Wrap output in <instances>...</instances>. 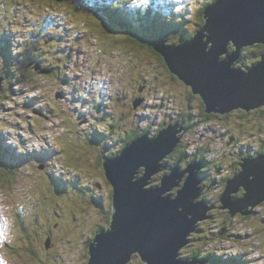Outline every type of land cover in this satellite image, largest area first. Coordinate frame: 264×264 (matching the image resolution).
Instances as JSON below:
<instances>
[{
	"label": "rangeland",
	"instance_id": "374dc122",
	"mask_svg": "<svg viewBox=\"0 0 264 264\" xmlns=\"http://www.w3.org/2000/svg\"><path fill=\"white\" fill-rule=\"evenodd\" d=\"M207 1L0 0L7 44L0 42V161L10 172L0 182V264H86L90 238L111 222L113 188L103 158L118 153L129 131L154 136L163 122L192 125L183 145L210 160L209 193L200 199L221 206L222 180L241 170V158L260 155L263 107L205 117L200 98L189 95L159 52L124 40L163 30L171 44L189 39ZM117 3L122 17L140 9L145 31L109 20L103 5ZM52 48L55 66L43 54ZM228 216L201 221L210 236L204 250L218 264H264V202L251 215ZM128 264H141L140 256Z\"/></svg>",
	"mask_w": 264,
	"mask_h": 264
},
{
	"label": "water",
	"instance_id": "95a60500",
	"mask_svg": "<svg viewBox=\"0 0 264 264\" xmlns=\"http://www.w3.org/2000/svg\"><path fill=\"white\" fill-rule=\"evenodd\" d=\"M167 41L160 36L150 43L169 71L200 95L208 113L264 107V53L249 67L236 64L244 47L264 44V0H215L204 9V23L191 38ZM185 132L182 121L169 123L156 135L146 131L116 156L103 158L113 187L111 222L95 233L86 264H128L134 254L146 264H211L208 257H181L199 223L211 218L216 207L200 199L203 160L190 161L182 171L176 163L159 184L151 185ZM240 165L221 195L220 207L231 216L251 215L264 202V152L242 158ZM240 189L244 193L236 197Z\"/></svg>",
	"mask_w": 264,
	"mask_h": 264
},
{
	"label": "trees",
	"instance_id": "16d2710c",
	"mask_svg": "<svg viewBox=\"0 0 264 264\" xmlns=\"http://www.w3.org/2000/svg\"><path fill=\"white\" fill-rule=\"evenodd\" d=\"M58 1H61V0H58ZM62 1H65V0H62ZM215 0H213L212 2H214ZM210 2V1H209ZM212 2H210V3H212ZM210 3H208V1L204 4V7H203V9H202V15L200 16V20H199V23L200 22H203L204 23V9L210 4ZM103 7L105 8L106 7V10L108 11V19L109 20H111L112 22H114L115 24H117V25H119V26H122V27H124V29H126V30H128V32H130V30H138V32H140L139 30H143V31H145V29L148 27V24H147V22H142V20H138V17H142L141 15H142V11L139 9L138 10V12H137V14H136V16L135 17H133V14H131L129 17H122L121 16V9H122V5H120L119 3H117L116 5H109V6H105V5H103ZM115 7V8H114ZM113 9L114 10H116L117 12H115L116 14H113V12L112 13H109V11H113ZM126 13V12H125ZM102 19H103V16H102ZM106 22V21H105ZM149 22V21H148ZM107 23V22H106ZM141 23V24H140ZM125 32H127V31H125ZM127 32V33H128ZM134 32V31H133ZM127 33H125L126 35H127ZM134 34H136V32H134L133 33V35ZM162 34V33H161ZM130 35H132V33L131 34H129V37H124L125 39V41L126 42H128L129 44H131L130 46L132 47V48H135V49H137V48H140V49H144V50H147V51H149V50H151L152 52H156L157 53V51L155 50V48L152 46V45H149V44H146L145 45V43H143V40L142 39H139V38H136V36L135 37H132V36H130ZM137 35V34H136ZM0 42L2 43V44H4L5 46L7 45L6 44V41H4V38H2V39H0ZM148 43V42H147ZM151 44V43H150ZM251 46V45H250ZM7 47V46H6ZM245 49V50H244ZM249 51V52H248ZM262 53H264V44H261V43H257V44H254L252 47H249V46H246L245 48H243V50H242V52H241V55H240V61L242 62V64L244 63V61L245 62H248L249 60H247V59H251V61L250 62H257L259 59H260V57H261V55H262ZM26 58V57H25ZM163 61H164V59H163ZM165 62V61H164ZM238 64V63H237ZM167 66V64L166 63H164V66ZM246 65H249V64H247L246 63ZM238 66H241V65H239L238 64ZM244 66V65H243ZM168 67V66H167ZM245 67V66H244ZM178 78V77H177ZM179 79V78H178ZM87 95L89 94V93H86ZM87 97V96H86ZM204 109V116L205 117H209L208 115H209V113L205 110V107L203 108ZM241 112H244V110H240ZM165 124V122H163L160 126H159V130L162 128V126ZM132 133H134V130L133 131H131ZM143 133V132H142ZM142 133H137V134H135V135H128V136H130V137H127L126 139H125V143L120 147V149H119V151H121L122 150V148L125 146V145H127L128 143H130L133 139H135L137 136H139V135H141ZM177 147H179V150H177ZM176 148H175V150L172 152V153H170L167 157H170V159L168 158V160L167 161H170V162H172V164L174 165V164H176L177 162H181V160H184V159H186V157H194L195 159H201V160H203V162L205 163V164H209V162H210V160H207L206 159V153H203V151L202 152H195L194 154H189L188 153V149H189V147H190V145H178ZM118 151V152H119ZM264 152V144H263V146H262V148H261V150H260V153L259 154H261V153H263ZM173 156V157H172ZM166 157V158H167ZM192 157V158H193ZM172 158L174 159V161H172ZM164 161H165V159H163V163H164ZM189 162L190 161H186V166L189 164ZM173 165L167 170V172L168 171H170V169L173 167ZM2 166H4V163L2 162V161H0V182H1V180H2V182L1 183H3V181L5 180V181H7V177H9V171L8 170H6L5 168H3ZM6 167H8L9 168V166H6ZM166 169H164V170H162V172H160V173H158L156 176H162V174H163V172L165 171ZM201 173V172H200ZM200 173H199V176H200ZM165 174V173H164ZM155 176V177H156ZM224 180V179H223ZM223 180H222V183H223ZM109 182V181H108ZM160 181L159 180H156V184H158ZM226 182H227V179H225V181H224V187H225V185H226ZM154 184V182H151V184ZM224 187H223V189H222V191L224 190ZM112 192H113V190H112ZM113 198V197H112ZM199 227V232L197 233H195V234H192V236H191V243L189 244V246H194V244H195V242L196 241H198V243H203L204 242V244L203 245H198V243H197V248L194 246V249H193V251H192V253H191V255H186V257H189V258H192L193 256H198V257H208L209 258V261H210V263L212 264H218L217 263V261H216V259H215V257H214V254L213 253H211V252H207L206 250H204V245L206 244V240L207 239H210V236L208 235V234H203V232H207V231H205L204 229H203V227H202V225H200V226H198ZM104 229V228H103ZM226 228L224 227V230H225ZM98 230H102V228H99ZM97 230V231H98ZM95 234V233H94ZM203 236H206V239L205 238H203ZM93 238H94V235H92V237L90 238V241H89V244H90V242L93 240ZM205 239V241H203ZM141 259V258H140ZM145 264V262H143L142 260H141V264Z\"/></svg>",
	"mask_w": 264,
	"mask_h": 264
},
{
	"label": "flooded vegetation",
	"instance_id": "af4514ba",
	"mask_svg": "<svg viewBox=\"0 0 264 264\" xmlns=\"http://www.w3.org/2000/svg\"><path fill=\"white\" fill-rule=\"evenodd\" d=\"M199 23V22H198ZM203 25V22H200L199 24H198V28H196V31L201 27ZM195 31V32H196ZM195 32H193V34H192V36L194 35V33ZM156 33V35H154V36H151V38H148V35H146V37L144 38V39H142L143 40V43H145V45L146 44H149V45H151L150 44V41H151V39L153 38V37H159V36H166V34H169L168 32H164V30L163 31H157V32H155ZM162 33V34H161ZM191 36V37H192ZM191 37H189V38H191ZM35 42L37 43V41L35 40ZM45 42V41H44ZM148 42V43H147ZM175 43H177V42H175ZM45 44H47V42L45 43ZM36 45V44H35ZM43 46V45H42ZM253 45H251V46H249V47H252ZM43 48L44 49H47V47L46 46H43ZM245 48V47H244ZM232 50H234V46H233V44H230L229 45V51H232ZM245 50V49H244ZM25 51V50H24ZM149 51H151V50H149ZM43 54H44V58H46L47 59V61H49L50 63H52L54 66H55V64H54V58H56V56L58 55L57 53H56V48H52L51 50H49L48 49V51H44L43 52ZM57 54V55H56ZM160 55V54H159ZM161 56V55H160ZM240 58V57H239ZM60 59V58H59ZM163 59V58H162ZM247 60H249L248 62H245L244 61V63L242 64V62L240 61V59L238 60V64L239 65H241V66H245V67H249L250 65H252L253 63H256V61L255 62H250L251 61V59H247ZM163 63H165L163 60H161ZM246 63L247 64H249V65H246ZM237 64V65H238ZM48 65V64H47ZM57 65V64H56ZM57 67H58V65H57ZM41 68H47V70H44V71H51V70H54L53 68L51 69V68H48V67H46V66H42ZM168 68V67H167ZM55 71H57V70H54V71H51V72H47V73H51V74H53V75H55ZM53 72V73H52ZM4 78H6V76L4 77ZM187 88H188V91L190 92V96H193V97H198V99L200 98V100H201V105H202V115H204L203 113H204V107H205V105H204V103H203V100H202V98L200 97V95H198V94H195V93H193L192 92V89H191V87L190 86H188L187 85ZM139 95V93L135 96V97H137ZM258 109V108H257ZM260 109H261V107H260ZM263 109H264V107H263ZM239 110V109H238ZM240 110H242V109H240ZM246 112H249V111H246V110H244V112L243 113H246ZM215 114H218V113H215ZM221 115V114H220ZM177 118H179V117H177ZM183 123H184V127H185V129H187V132L183 135V137H182V140H181V142L178 144V145H182L183 143V139L185 138V136L188 134V132L190 133V130H189V128H190V126L192 127V125H190V124H187V122L186 121H182ZM189 123V122H188ZM138 133V131H134V133H132L131 131H129L127 134H125L124 135V137H123V140H125L127 137H130L131 135H135V134H137ZM128 135H130V136H128ZM177 145V146H178ZM177 150H179V147H177ZM173 157V156H172ZM193 157V156H192ZM192 157H186V159H184V160H181V162H177L179 165H180V167H181V170H183L184 168H186V161H188V160H190V159H195L194 157L192 158ZM246 157V156H245ZM168 158L170 159V157H167V158H165V161H164V166H166V168H164V169H169L173 164H172V162H170V161H167L168 160ZM242 159V158H241ZM172 161H174V159L172 158ZM191 161V160H190ZM167 163H171V166L169 167V165L167 164ZM182 164H185L184 165V167H182L183 165ZM182 165V166H181ZM3 168H5V169H7L8 167H6L5 165L4 166H2ZM236 167H240V163H238L237 165H236ZM241 169V168H240ZM9 171V170H8ZM207 166H206V164L204 163V168H202V170H201V173H200V177L203 179V181H202V186L204 187V191H203V194H202V197H205V195H208V191H209V188H208V186H209V183L211 182L210 180H209V177H207L208 176V174H207ZM169 172V171H168ZM167 172V173H168ZM237 173V172H236ZM235 173V174H236ZM166 174V173H165ZM165 174H163V175H165ZM235 174H233L232 176H234ZM231 176V177H232ZM161 177L162 176H156V177H154L153 179H152V182H153V180H155V183H156V180H159L160 181V179H161ZM230 177H227V178H225V179H229ZM225 179L223 180V185H224V181H225ZM160 183V182H159ZM158 183V184H159ZM222 183V182H221ZM181 186V185H180ZM180 186H178V188L176 189V188H174L173 190H172V193L173 194H176V192H177V190L179 189V187ZM243 193H244V190L243 189H240L237 193H235L234 195L236 196V197H239V196H242L243 195ZM219 199V197L217 196L216 198H214V199H212V201H211V203H214L215 201H217ZM217 213H219V214H223L224 216H225V220H227V216H228V211H227V209H223V208H221L220 207V205L218 204L214 209H212L211 210V214H212V217H214V216H216L217 215ZM228 213V214H227ZM230 215V214H229ZM231 216V215H230ZM211 217V218H212ZM229 217V216H228ZM203 222H200L199 223V225L198 226H200L201 224H202ZM102 227H104V226H102ZM102 227H100V228H102ZM199 230V227H198V229H197V231ZM196 231V232H197ZM195 232V233H196ZM194 233V234H195Z\"/></svg>",
	"mask_w": 264,
	"mask_h": 264
},
{
	"label": "clouds",
	"instance_id": "9594fccd",
	"mask_svg": "<svg viewBox=\"0 0 264 264\" xmlns=\"http://www.w3.org/2000/svg\"><path fill=\"white\" fill-rule=\"evenodd\" d=\"M160 37V36H159ZM118 153H120V151L118 152ZM118 153H115L114 155H108V156H110V157H114V156H116ZM109 181V180H108ZM111 184V183H110ZM202 185V184H201ZM113 188V187H112ZM112 194H113V192H112ZM112 214V213H111ZM110 220H111V216H110ZM109 226H110V224H109ZM106 229L105 227H102V229ZM98 231H100V230H98ZM98 231H96V232H98ZM95 236V235H94ZM91 243V242H90ZM90 245V244H89ZM88 254H89V250H88ZM135 255V254H134Z\"/></svg>",
	"mask_w": 264,
	"mask_h": 264
},
{
	"label": "bare ground",
	"instance_id": "6f19581e",
	"mask_svg": "<svg viewBox=\"0 0 264 264\" xmlns=\"http://www.w3.org/2000/svg\"><path fill=\"white\" fill-rule=\"evenodd\" d=\"M128 37H129V36H128ZM185 133H186V132H185ZM163 170H164V169H163ZM161 171H162V170H161ZM161 171H160V172H161ZM158 173H159V172H158ZM223 231H225V230H223Z\"/></svg>",
	"mask_w": 264,
	"mask_h": 264
}]
</instances>
